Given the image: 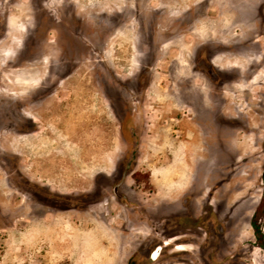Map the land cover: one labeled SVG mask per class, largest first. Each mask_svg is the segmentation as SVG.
Returning a JSON list of instances; mask_svg holds the SVG:
<instances>
[{"label":"rangeland","instance_id":"1","mask_svg":"<svg viewBox=\"0 0 264 264\" xmlns=\"http://www.w3.org/2000/svg\"><path fill=\"white\" fill-rule=\"evenodd\" d=\"M263 169L264 0H0V264H264Z\"/></svg>","mask_w":264,"mask_h":264},{"label":"trees","instance_id":"2","mask_svg":"<svg viewBox=\"0 0 264 264\" xmlns=\"http://www.w3.org/2000/svg\"><path fill=\"white\" fill-rule=\"evenodd\" d=\"M262 177H263V181H264V169H263ZM262 217H264V187H263L262 197L260 199L259 204L256 207V210H255L253 218H252V225L254 227V233H255L256 238H257V243H258V245H260L261 247L264 248V233H263L261 226L258 222L259 219Z\"/></svg>","mask_w":264,"mask_h":264},{"label":"water","instance_id":"3","mask_svg":"<svg viewBox=\"0 0 264 264\" xmlns=\"http://www.w3.org/2000/svg\"><path fill=\"white\" fill-rule=\"evenodd\" d=\"M160 252V246L156 249V251L154 252V255H157Z\"/></svg>","mask_w":264,"mask_h":264},{"label":"bare ground","instance_id":"4","mask_svg":"<svg viewBox=\"0 0 264 264\" xmlns=\"http://www.w3.org/2000/svg\"><path fill=\"white\" fill-rule=\"evenodd\" d=\"M177 248H179V249H184L185 247L182 246V245H178Z\"/></svg>","mask_w":264,"mask_h":264},{"label":"flooded vegetation","instance_id":"5","mask_svg":"<svg viewBox=\"0 0 264 264\" xmlns=\"http://www.w3.org/2000/svg\"><path fill=\"white\" fill-rule=\"evenodd\" d=\"M218 85H219V84H218ZM166 243H169V241H167ZM184 247H185V246H184ZM184 250H188V248H187V247H185V248H184Z\"/></svg>","mask_w":264,"mask_h":264}]
</instances>
